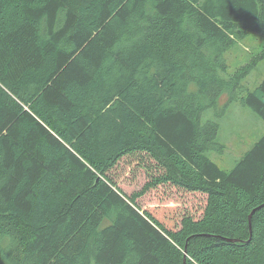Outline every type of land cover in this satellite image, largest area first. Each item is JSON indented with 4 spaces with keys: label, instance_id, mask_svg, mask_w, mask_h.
Here are the masks:
<instances>
[{
    "label": "trees",
    "instance_id": "1",
    "mask_svg": "<svg viewBox=\"0 0 264 264\" xmlns=\"http://www.w3.org/2000/svg\"><path fill=\"white\" fill-rule=\"evenodd\" d=\"M262 59L264 0H0V264H264V133L226 170L203 117L226 93L264 121ZM160 187L200 211L168 226L140 205Z\"/></svg>",
    "mask_w": 264,
    "mask_h": 264
},
{
    "label": "rangeland",
    "instance_id": "2",
    "mask_svg": "<svg viewBox=\"0 0 264 264\" xmlns=\"http://www.w3.org/2000/svg\"><path fill=\"white\" fill-rule=\"evenodd\" d=\"M263 37L253 33L244 40L237 42L227 51L229 70L246 63L258 48V41ZM264 77V59L255 64L244 82L253 86ZM216 108L205 109L204 118H213L219 124L218 141L221 150L208 151V156L219 167L229 170L235 161L245 153L252 144L264 133L263 119L250 107L240 101L227 102V94L219 96ZM132 159H125L115 167L118 185L129 193L140 189L145 180L142 171L136 168ZM204 202V196L199 193H188L172 188L160 187L148 191L140 198V205L150 209L164 223L174 228L179 221V215L185 210L197 214Z\"/></svg>",
    "mask_w": 264,
    "mask_h": 264
},
{
    "label": "water",
    "instance_id": "3",
    "mask_svg": "<svg viewBox=\"0 0 264 264\" xmlns=\"http://www.w3.org/2000/svg\"><path fill=\"white\" fill-rule=\"evenodd\" d=\"M250 219V218H249ZM185 257V256H184ZM185 259V258H184Z\"/></svg>",
    "mask_w": 264,
    "mask_h": 264
}]
</instances>
